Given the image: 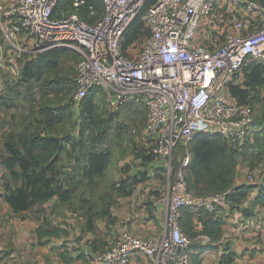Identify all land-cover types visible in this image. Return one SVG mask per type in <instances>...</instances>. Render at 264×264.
Returning a JSON list of instances; mask_svg holds the SVG:
<instances>
[{
    "label": "built area",
    "instance_id": "1",
    "mask_svg": "<svg viewBox=\"0 0 264 264\" xmlns=\"http://www.w3.org/2000/svg\"><path fill=\"white\" fill-rule=\"evenodd\" d=\"M64 0L0 1V67L21 75L19 59L37 57L56 47L68 48L80 59L75 66L81 103L99 88L112 109L141 103L147 111L144 127L152 167L162 169L166 186L153 201L154 215L163 218L161 236H139L122 231L104 250H85L86 264H130L143 253L151 264H193V240L183 230V210L216 214L237 205L239 183L225 190L197 195L189 188L190 144L199 133L221 134L242 152L251 142L255 108L242 104L230 92L244 66L264 57V5L258 0H101L86 20L79 9L57 11ZM248 13H260L258 25L237 18L221 40L217 12L226 3ZM141 15L148 34L125 46V36ZM9 46L5 52L4 47ZM7 46V47H8ZM28 59V58H27ZM246 183H257L247 175ZM221 264H233L225 263Z\"/></svg>",
    "mask_w": 264,
    "mask_h": 264
},
{
    "label": "trees",
    "instance_id": "2",
    "mask_svg": "<svg viewBox=\"0 0 264 264\" xmlns=\"http://www.w3.org/2000/svg\"><path fill=\"white\" fill-rule=\"evenodd\" d=\"M73 1H62L56 8V12L71 10ZM154 1L149 0L147 7ZM90 5L94 6L97 16L101 15L104 10L101 0H86V4L79 9V14L83 19L96 18L90 14ZM146 34L148 30L142 16L139 15L126 33L124 45L128 46L134 41L141 42ZM2 42L3 33L0 28V44ZM66 52L67 48L56 47L42 52L37 57L23 58L21 81L29 84V90L33 89V84L40 85L49 72L59 68ZM243 72L244 81L232 83L229 89L240 103L253 106L254 103L262 101V97L258 94L260 89L264 88V64L255 61L248 62ZM102 94H104L102 90L94 88L80 103L79 131L75 134L44 133L25 127L22 130L13 129L5 137L3 145L5 150L0 155V165L8 173L10 179L3 181V191H0V196L5 198L15 212L28 211L56 197L62 202H68L85 180L93 181L106 174L113 155L112 149L106 145V142L117 115L124 107H130V105L143 107V104H123L118 109H112L106 100L111 111L103 112L97 100ZM60 110V115L65 116L69 109L60 106ZM42 112L50 121H53L51 113L46 112V109ZM255 140L256 142L253 143L247 142L244 150L239 152L221 134H197L190 144L192 152L191 165L188 170L190 190L197 195H205L232 186L238 174L239 157L246 154L248 147L263 142L264 138L259 136ZM65 154L76 162L68 172L66 171ZM138 154L149 163L154 159L153 154L147 153L145 147L141 148ZM145 177L144 175L143 178ZM121 182L122 184L118 187L119 193L131 194V183L124 179ZM256 187L258 186L253 184L239 185L235 200L238 202L247 197L249 192ZM255 203L264 204V185L260 186V193ZM201 213L205 215L202 217L204 224L202 233L209 236L212 241L219 240L223 233V220L214 218V214L206 210H201ZM102 215L111 216L108 210H105ZM192 216V212L187 210L184 223L189 226L186 232L190 236ZM88 226L92 231L96 229L93 217L89 218ZM37 232L40 243H42V239L59 235L61 230L46 229L40 226ZM61 256L64 261H71L67 253L62 252ZM232 256L231 254L226 255L223 262L231 263Z\"/></svg>",
    "mask_w": 264,
    "mask_h": 264
},
{
    "label": "rangeland",
    "instance_id": "3",
    "mask_svg": "<svg viewBox=\"0 0 264 264\" xmlns=\"http://www.w3.org/2000/svg\"><path fill=\"white\" fill-rule=\"evenodd\" d=\"M220 32L222 33V30ZM225 36L226 33L220 34L221 40ZM7 46L4 47L5 52L10 48ZM26 58L31 57L27 55ZM79 59L77 53L67 48L59 68L49 72L40 85L33 84V89L30 90L29 84L23 83L20 75H14L7 68L0 67V100L14 119L20 118V125L15 130L26 127L54 134H75L79 131L80 103L75 100L77 91L75 66ZM253 61L264 64V57L262 55L254 57L251 62ZM18 63L22 66L23 60L19 59ZM241 78H244L243 71L237 76V79ZM260 90L259 96L264 93L263 88ZM97 100L103 112L111 111L104 94ZM60 106L68 107L65 116L60 115ZM253 106L257 125H263L264 132V98ZM44 109L51 113L53 121L44 115L42 112ZM28 120L29 125H24L23 121ZM146 120L144 107L134 105L122 108L106 142L113 152L106 174L93 181L85 180L68 202L54 198L18 214L26 221L27 228L25 233H19L15 241L13 235L11 236V245L14 244L16 256V260L11 261L12 264H61L59 259H63L62 252L68 256H77L78 260L86 264L84 251L97 252L109 247L118 236V227L120 224L124 225L123 221L126 219H129L130 223L136 221L142 223V220L148 217L155 219L152 203L164 190L166 175H158L151 181L139 185L141 181L148 179L143 178L144 175L138 176L136 171L132 170V166L136 165L135 155L142 148ZM1 149L4 152L5 149L3 147ZM65 163L68 172L76 162L65 154ZM239 166L241 177L238 181L247 182V175L254 174L264 182V141L248 147L246 154L239 157ZM5 179L10 177L0 165V185L3 186ZM122 179L131 183L132 193L126 196L125 200H121V205L118 187L122 184ZM133 202H137L135 208L131 206ZM115 207L118 210H115ZM112 208L113 212L118 211L117 214L112 213ZM119 208L125 209L126 212L119 215ZM105 210L110 212V217L102 215ZM144 214L147 218H144ZM91 217L96 226L94 231L88 226ZM33 223L36 224V229H32ZM40 226L46 229H59L61 232L59 235L45 237L40 243L37 232ZM148 236L153 235L151 233L145 235ZM197 247L193 242L191 250L196 251ZM40 252L47 255L41 263L37 258Z\"/></svg>",
    "mask_w": 264,
    "mask_h": 264
},
{
    "label": "crops",
    "instance_id": "4",
    "mask_svg": "<svg viewBox=\"0 0 264 264\" xmlns=\"http://www.w3.org/2000/svg\"><path fill=\"white\" fill-rule=\"evenodd\" d=\"M258 1L264 5V0ZM216 16L218 28L220 25L222 33H229L232 29L229 25L237 18H243L246 21L247 26L258 25L261 20L260 13H248L242 8L234 7L229 2L224 4L218 10ZM220 31L219 33L222 34ZM244 79L245 78L236 79V83H241ZM259 93H261V90ZM261 96L263 100L264 93H262ZM23 122L24 125H29L30 120H28V122ZM19 125L20 118L18 117L14 119V117L7 112L6 107L0 100V149L3 147L5 137L8 133L19 127ZM262 130L263 125L258 126L256 120L253 139L251 140L252 143L256 142L255 138L264 136V132ZM145 145L146 138L143 130L142 148L145 147ZM138 152L135 155L136 165L132 166V170L136 171L138 176L145 175V178L148 179L141 181L139 185L144 184V182L151 181L158 175H164V171L161 168L157 169L152 167L151 162L149 163L145 161L138 154ZM240 177V166L238 165L236 182L240 185L248 184L244 181H238ZM256 184L258 187L252 189L247 197L240 199L236 206H224L218 213L213 215L214 218H221L224 222L223 233L221 238L217 241H212L209 236L202 233L204 228L202 217L205 215L204 213H201V210H192L187 208L183 210L182 228L185 232L186 229H189V226L184 223L187 210H190L193 215L190 234L193 242L198 246L196 251H193V264H221L224 257L230 254L233 255L230 261L233 264H264V204L255 203L260 193V186L264 185V182L257 178ZM0 191H3L2 185H0ZM126 196H130V194H121L119 197V203H121V205V200H125V198H127ZM136 204L137 202H133L131 206L134 207ZM115 210H118V208L115 207ZM117 212L118 211L113 212L112 208V213L114 215L117 214ZM122 212H126L125 209L119 208V215H121ZM20 213L15 212L5 198L0 196V264H12L11 261L16 260L14 244L11 245V236L13 235V240L15 241L16 237L19 236V233H25L27 228L26 221L22 216L19 217L18 215ZM153 216L155 219L148 217V219L142 220V223H139V221L130 223L129 219H126V221H123L124 225L120 224L118 227V235L122 231H129L132 234L139 236H145L150 233L153 236H161L163 234L164 226L163 218L160 215L157 216L153 214ZM144 218H147L146 214H144ZM143 222L145 224H143ZM35 226L36 224L33 223L32 229H36ZM41 247L42 246H40V250ZM37 256L39 263H41L42 259H46L47 255H42L40 252ZM72 256L73 255L69 256L71 260L70 262H66L63 259H59V261H61V264H84L81 260H78L77 256ZM130 264L151 263L148 257H146L143 253L137 252L133 256Z\"/></svg>",
    "mask_w": 264,
    "mask_h": 264
},
{
    "label": "water",
    "instance_id": "5",
    "mask_svg": "<svg viewBox=\"0 0 264 264\" xmlns=\"http://www.w3.org/2000/svg\"><path fill=\"white\" fill-rule=\"evenodd\" d=\"M2 149H0V155H1Z\"/></svg>",
    "mask_w": 264,
    "mask_h": 264
}]
</instances>
